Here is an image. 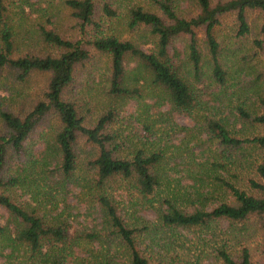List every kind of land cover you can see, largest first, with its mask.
Wrapping results in <instances>:
<instances>
[{
	"label": "trees",
	"instance_id": "trees-1",
	"mask_svg": "<svg viewBox=\"0 0 264 264\" xmlns=\"http://www.w3.org/2000/svg\"><path fill=\"white\" fill-rule=\"evenodd\" d=\"M19 1L20 11L34 9L30 0ZM155 1L162 15L137 6L128 8L124 18L129 31L141 28L147 31L146 50L135 41L121 39L119 34L69 39L51 27L40 26L42 40L56 48L58 53L16 55L11 6L7 0H0V73L8 69L20 82L33 72L49 75L42 98L24 114L8 110L2 102L6 96L0 94V207L8 215L6 222L0 223V246L9 250V257L16 259L17 264H117V252H112L116 244L110 234L127 250L128 264H259L254 260L250 247L242 242L245 237L240 225L250 220L263 232L261 259L264 264V158L250 163V157L246 155L255 151L264 156V135L240 137L222 118L205 116V129L220 148L219 159L211 164L224 168L228 173L232 168V171H244L248 165L255 179L251 177L242 182L217 176L215 180L229 198L211 208L196 207L184 211L177 206L175 198L160 199L165 208L158 210V219L164 226L209 229L212 223H227V232L214 235L217 237L215 240L221 242L214 248L211 258H207L208 262H201L202 254L191 258L189 252L178 254L170 251L169 246L162 248L157 255L146 254L139 247V232H150V227L143 225L138 228L124 221L118 212L119 201L112 192V186L123 181L142 198L151 201L147 197L156 196L164 184L162 153L153 151L145 154L136 150L129 158L121 156L117 147L111 144L114 136L106 130L113 121L114 110L103 112L92 126H86L76 105L63 97L73 82L77 66L89 58L91 50H95L109 56L108 92L111 95L138 96L139 88L129 86L126 69L127 63L135 61L137 66L131 69L140 75L145 72L152 83L166 92L170 111L192 113L208 103L202 98V89L196 86V81L203 78L204 65L198 32L202 31L204 35L209 76L223 85L227 72L219 58L220 45L215 31L220 19L229 13L235 15L238 37L250 33L248 12L261 14V38L253 41V47L264 54V0H195L197 13L191 17L182 16L175 10L176 0ZM64 3L82 31L95 23L94 0H65ZM100 11L108 18L119 15L108 1H103ZM47 22L51 24V21ZM183 36L187 37L185 51L178 46ZM133 78L139 80L138 76ZM257 107L258 114L241 107L237 112L244 124L264 129V94L257 98ZM50 115L55 116L57 129L50 136L37 133L38 138L33 141L31 136ZM79 137L93 148V156L87 162L92 175L87 185L88 194L98 204L110 231V239L100 240V246L92 250L88 248L87 241L97 238V234L75 229L62 211L52 208L57 206L56 196L49 185V177H57L53 175L55 172L59 175L54 179L56 184L63 186L67 181L78 182L73 175L77 167ZM50 166L53 168L47 170ZM241 182L246 184V188L239 185ZM19 186L32 191L34 198L40 195L39 202L36 199L34 206H23L17 202L14 195ZM233 239L239 242L235 248L230 244ZM152 242H155V237Z\"/></svg>",
	"mask_w": 264,
	"mask_h": 264
},
{
	"label": "rangeland",
	"instance_id": "rangeland-1",
	"mask_svg": "<svg viewBox=\"0 0 264 264\" xmlns=\"http://www.w3.org/2000/svg\"><path fill=\"white\" fill-rule=\"evenodd\" d=\"M64 1L30 0L34 4V9L25 8L23 12L19 10L21 5L19 0H7V4L11 6V18L16 33V55L58 53L56 48L42 40L39 34L40 26L51 27L69 39H89L100 34H119L121 39L135 41L146 50L147 45L144 42L148 35L147 31L142 28L133 32L128 30L124 22L127 9L140 6L162 15L155 0H94L95 23L86 26L82 31L70 15ZM103 1L113 4L119 13L118 17L108 18L103 15L100 11ZM174 6L175 10L185 17L197 13L195 0H176ZM47 21H51V24H47ZM262 22L260 13L248 12L250 33L238 37L235 15L229 13L220 19L215 33L220 45L219 58L227 72L223 85L209 76V58L204 35L202 31L198 32L204 65L203 78L200 82L196 81V86L202 89V98L208 103L189 114L170 111L166 92L152 83L145 72L140 75L136 70L131 69L137 66L135 61L127 63L126 69L130 80L129 86L138 87L139 94L129 97L113 96L108 92L109 56L107 54L91 50L89 58L77 66L73 82L63 97L76 105L84 119V125L92 126L103 112L114 110L113 121L106 130L114 136L111 144L117 147L118 154L129 158L136 150H141L145 154L159 151L163 155L164 184L159 188L156 196L147 197L151 201L142 198L123 181L113 183L112 186V192L119 201L118 212L124 221L138 228L143 225L150 227V232H139L141 233L139 247L146 254L157 255L162 248L166 249L169 246L170 251H176L178 254L189 252L191 258L195 257V254H202L201 262H208L207 258H211L214 248L221 242L219 239L215 240L217 237L214 235L227 232L229 230L227 223L215 222L209 229L164 226L158 219V210L165 208L161 205L160 199L175 198L177 206L184 211H191L196 207L211 208L219 201L229 198L228 193H224L215 180L217 176L236 181L243 180L242 182H246L251 177L255 179L248 165L244 167V171H232V168L228 173L224 168L211 164L219 159L217 156L220 154V148L207 133L204 121L205 116L222 118L231 131L240 137L264 135V129L244 124L237 112V108L241 107L258 114L257 98L264 94V54L253 47V41L261 38L259 27ZM186 43L187 37L183 36L178 41L179 48L185 51ZM186 65L190 68L188 62ZM134 76H138L139 80L135 81ZM48 77L47 73L33 72L25 81L20 82L16 80L12 71L2 70L0 94L6 96V99L2 100L4 106L15 113H26L38 99L42 98ZM57 127L55 116L50 115L44 119L31 139L35 141L39 135L37 133L50 136ZM92 152L91 144L79 137L77 167L73 175L78 182L67 181L62 186L60 183L56 184L54 180L58 179V172L53 174L57 175L53 177L54 179L49 177L50 189L56 196L57 204L52 208L58 212L62 211L75 229L97 234V238L87 241L91 250L100 246V240L114 239L116 246L113 247L112 252H117V264H128L127 250L114 236H111L98 204L88 194L87 185L92 175L88 171L87 162L93 156ZM246 155L250 157V163L264 158L255 151H249ZM52 168L53 166H50L47 170ZM242 182L239 185L246 188V184ZM14 196L23 206L28 204L34 206L41 198L40 195H35L34 198L33 192L25 186H19ZM48 208L45 210L47 211ZM7 218L8 215L0 207V223L4 224ZM240 226L244 230L245 237V241L242 242H246L250 247L254 260L263 264L261 259L263 232L252 220ZM154 237L155 242H152ZM230 244L235 248L239 242L233 239ZM8 252V249L0 246V264H17L16 259L10 258Z\"/></svg>",
	"mask_w": 264,
	"mask_h": 264
}]
</instances>
